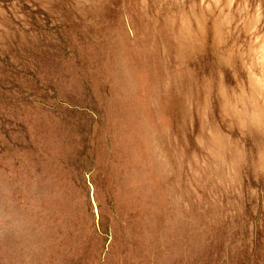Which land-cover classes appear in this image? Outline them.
<instances>
[{
    "label": "rangeland",
    "instance_id": "374dc122",
    "mask_svg": "<svg viewBox=\"0 0 264 264\" xmlns=\"http://www.w3.org/2000/svg\"><path fill=\"white\" fill-rule=\"evenodd\" d=\"M0 264H264V0H0Z\"/></svg>",
    "mask_w": 264,
    "mask_h": 264
}]
</instances>
